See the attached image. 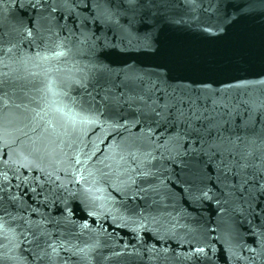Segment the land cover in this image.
<instances>
[{
	"label": "snow or ice",
	"instance_id": "snow-or-ice-1",
	"mask_svg": "<svg viewBox=\"0 0 264 264\" xmlns=\"http://www.w3.org/2000/svg\"><path fill=\"white\" fill-rule=\"evenodd\" d=\"M176 2L0 0V65L7 67L4 58L13 50L21 53L19 63H33L36 67L60 61L75 51L87 56L88 63L84 68H76L81 75L65 78L66 87L69 90L73 85L83 88L94 80L96 88L95 95L88 93L90 99L87 102L82 97H70V103L58 99L46 103L39 111L25 106V112L34 113L30 116L0 111V264L9 261L18 264L23 257L11 253L22 245H28L24 251L39 264H57L62 251L72 250L66 247L65 241L54 238L46 226L49 220L33 221L24 216H13L8 211L4 195V184L9 182L8 171H13L14 178L25 184L29 177H22L20 169H37L45 174L47 182L55 186L50 203L59 204L57 210L61 215L57 222H63L65 227L76 225L73 202H78L87 211L100 199L96 193L106 192L107 188L122 195L130 193L133 201L137 197L145 200L149 192L155 193L156 187L149 180L155 176L156 150L161 152V158L167 153V159L187 170L183 192L190 203L215 201L218 206L221 204L214 189L208 186L205 157L215 161L211 166L217 172L215 187L221 195L231 196V189L238 185L243 188L249 183L264 193V93L259 99L247 92L239 98L227 96L231 89L245 88L247 81L228 84L222 89H213L211 83L201 82L199 89L181 86L180 93L175 89L168 91L171 87L169 73L181 54L166 48L160 39L159 25L161 21L171 20L161 9ZM186 2L198 5L200 0ZM254 2L256 0H249V3ZM17 3L22 9L27 3L36 15L27 21L18 20L9 27L5 10L8 4ZM259 3L264 6V0ZM80 4L89 6L88 16H81L77 11ZM58 10L66 11L68 16L57 17ZM69 16L74 17L73 26L60 23V19L66 21ZM97 24L99 35L90 27ZM212 27L204 31L215 35ZM133 54H147L156 59V70L150 72L134 63L115 68L112 65L116 61L108 60L110 56L131 58ZM31 75L42 85L35 88L41 93V99L69 95L67 91L55 90V82L49 79L47 71ZM6 76V73H0V87L5 85ZM192 91L214 97L212 107L197 103L191 96ZM161 100L164 102L160 103ZM125 105L130 111H123ZM12 124L17 125L13 129L14 135L9 132ZM152 124L157 127L182 125L185 131L183 135L176 132L165 136L164 143H155L153 152H144L142 146L154 143ZM145 125H148L147 130ZM133 127H139L141 135L116 140L117 129ZM90 134L94 136L91 140L88 139ZM192 137L194 139H190ZM181 140L188 145L183 152L179 151V147H183ZM57 156L60 157L57 164L66 181L55 173L45 172L38 163ZM54 175L55 179L52 178ZM232 180H237V184ZM145 184L147 187L143 186ZM16 187L19 188V184ZM29 190L35 192L34 188ZM48 199L45 197L46 201ZM8 200L23 206L20 195L9 196ZM223 211L221 207L220 212ZM131 212L133 216L148 219L146 208L137 205ZM87 214L95 216L96 212L88 211ZM139 227L142 229L144 225ZM80 228L87 229V222ZM208 231L218 233L216 239L225 250H230L233 225L228 219L221 217L217 227ZM92 247L76 248L73 254L91 260ZM206 248L213 253L216 251L211 243L202 247L193 245L192 251L197 258L206 257Z\"/></svg>",
	"mask_w": 264,
	"mask_h": 264
},
{
	"label": "water",
	"instance_id": "water-1",
	"mask_svg": "<svg viewBox=\"0 0 264 264\" xmlns=\"http://www.w3.org/2000/svg\"><path fill=\"white\" fill-rule=\"evenodd\" d=\"M77 11L81 16L90 14L89 6L85 4H80ZM161 11L171 17V20L161 21L160 39L166 48L181 54L169 73V92L175 89L180 93L181 86L199 89L201 82L211 83L213 89H222L228 84L247 81L249 83L245 88L231 89L227 96L239 98L247 92L257 99L261 97L264 93V83H261L264 81V6H261L259 0L254 3H249V0H200L198 5L177 0ZM5 15L10 27L18 20L27 21L29 17H34L36 12L27 3L23 9L17 3L8 4ZM55 15L68 16V13L58 10ZM73 21L74 17L71 16L66 21L60 19L61 24L67 23L69 26H73ZM90 27L100 34L98 24ZM208 27H212V32L216 34L204 31ZM20 55V51L13 50L4 58L7 67L0 65V73L7 74L4 78L5 85L0 87V111L30 116L34 113L25 112V106L39 111L46 103L50 104L58 99L70 103V97H82L87 102L90 99L88 93L95 95L94 80L87 82L83 88L73 85L71 90L64 83L69 75H81L76 68H84L88 63L87 56L73 51L60 61L36 67L33 63H19ZM108 60L116 61L112 65L115 68H122L125 63H134L150 72L156 70L158 63L147 54H133L131 58L110 56ZM45 71L48 72L49 79L55 82V90L67 91L68 96H48L41 99V93L36 92L35 88L42 85L33 79L31 73ZM191 96L202 106L212 107L214 97L210 94L192 91ZM123 111H130L127 105ZM16 126H9V132L13 135ZM151 127L155 129L154 143L152 146H142L141 150L144 152H153L155 143H164L165 136L176 132L183 135L185 131L182 125L172 127L162 124L157 127L152 124ZM147 128L148 125H145V130ZM116 132L117 141L141 135L139 127L117 129ZM93 138L92 134L88 137L89 140ZM180 144L183 147H179V151L183 152L188 145L184 140ZM100 147L105 148L106 145ZM154 155L157 157L153 161L155 176L149 182L156 187V192H149L145 200L137 197L133 201L130 193L122 195L107 188L106 192L96 193L100 199L87 211L78 202H73V219L76 225L65 227L63 222H57L61 215L57 210L58 202L56 205L50 203L55 186L47 182V176L37 169H20L21 176L29 177V181L27 184L18 181L14 178L13 171H8L9 182L4 184L8 211L13 216H24L33 221L42 218L50 221L46 226L54 238L62 239L66 247L72 249L62 251L57 264H264V193L258 191V187L253 188L251 183L243 188L238 185L230 190L231 196L221 195L220 190L215 187L217 172L211 166L215 161H208L205 157L208 186L214 189L221 204L218 206L215 201L193 204L183 192L187 170H182L167 159V153L161 158V152L156 150ZM59 159L57 156L38 163L45 172L55 173L66 181L61 166L57 164ZM52 178L55 179V175ZM232 183L237 184V180H232ZM17 184L19 188L16 187ZM143 186L147 187L146 184ZM31 188L35 192L30 191ZM14 195L22 197L23 206L8 200L9 196ZM45 197L49 199L46 201ZM137 205L146 208L145 215L148 219L132 215L131 209ZM221 207L223 212H220ZM88 211H95L96 215L89 216ZM221 217L228 219L233 225L230 250H225L216 239L218 233L208 231L217 227V221ZM85 221L88 228L81 230L80 225ZM140 224L144 225L142 229ZM12 226L15 227V224ZM192 229L197 231L193 232ZM205 243H211L215 253L206 248L207 256L197 258L192 251L193 245L202 247ZM86 246H93L89 253L91 260L73 254L76 248ZM27 247L28 245H22L11 254L23 257L18 264H39L24 251Z\"/></svg>",
	"mask_w": 264,
	"mask_h": 264
}]
</instances>
